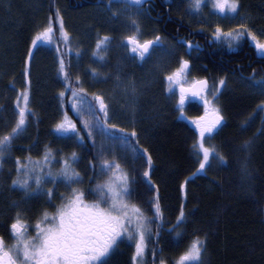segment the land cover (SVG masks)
Segmentation results:
<instances>
[{
  "label": "trees",
  "instance_id": "1",
  "mask_svg": "<svg viewBox=\"0 0 264 264\" xmlns=\"http://www.w3.org/2000/svg\"><path fill=\"white\" fill-rule=\"evenodd\" d=\"M111 1L114 0H42L50 19L55 17L54 10L60 8L86 10ZM239 4L241 7L237 15L245 17L252 30L258 33V39L264 42V0H239ZM190 5L189 0H147L142 5L157 33L178 44L180 51L177 56L189 61L188 74L193 81L185 88H190L195 81L208 82L207 90L201 92V96L186 93L188 103L183 109L165 105L157 123L148 126L141 122L129 130V133L135 130L139 140L136 157L124 163L130 175L135 177L133 187L137 195L131 203L144 209L145 215L152 216L148 201L158 195L163 213L162 220L151 225L152 237L146 240L145 259L147 264H152L155 249L171 260L198 235L201 239L206 238L205 264H264V110H261L264 108V95L245 86L264 81V54L256 49L247 35L233 40L208 31L191 11ZM30 28H25L17 38L19 48L12 52L15 56L13 67L6 62L1 65L4 55L0 52V72L6 70L12 74L7 75L5 80L23 73L25 67L29 71L28 77H23L26 86L16 90V94L28 87L31 113L24 135L13 141L9 164L15 166L16 157L23 159L30 155L34 159L44 152L47 145L62 155L77 152L80 159L76 171L90 170L89 161L94 157V149L87 139L86 130L71 109L72 95L66 91L64 79L58 73L59 65L51 74L43 72L38 75L39 67L49 62L41 54L36 57V51L31 61L25 64ZM180 42H184L182 48ZM189 43L191 49L188 48ZM77 78L91 98L93 93L88 91L90 87L85 82L86 76L76 72L71 64L73 87ZM221 79L225 80V85L210 99V91L219 89ZM44 82L47 83L45 87L42 86ZM196 87L201 86L197 84ZM39 89L41 92H38ZM62 91L65 92L64 98L59 96ZM202 96L210 101L209 108H219L224 117L219 129L205 144L214 146L224 155L226 163L212 160L205 172L198 173L199 160L193 148L197 134L193 121L206 115ZM4 101L0 100V107ZM9 101L5 112L0 109V136L10 132L18 118V113H15L16 118L12 115L14 101L12 98ZM65 113L85 136L83 147L79 146L74 136L64 138L55 131V125L65 119ZM207 118L211 119L210 112ZM245 142H248L247 146ZM143 149L148 150L153 161L151 185L142 175L148 170ZM193 173L196 175L193 176ZM185 178H189L186 193L180 190ZM152 185H155L154 189ZM89 187L87 183L85 189ZM16 199L19 198H13L14 201ZM91 200L92 197H88V201ZM4 203H7V198L1 200L2 211L6 207ZM182 204L186 221L177 229L182 234L177 237L170 229L176 223ZM23 207L31 213L37 210L34 204ZM4 220L1 218L0 223ZM157 224L161 225L159 242L155 235ZM133 254V246L121 242L111 255L109 264H133Z\"/></svg>",
  "mask_w": 264,
  "mask_h": 264
},
{
  "label": "snow or ice",
  "instance_id": "2",
  "mask_svg": "<svg viewBox=\"0 0 264 264\" xmlns=\"http://www.w3.org/2000/svg\"><path fill=\"white\" fill-rule=\"evenodd\" d=\"M145 2L146 0H125V3L136 6H142ZM192 2L195 9L199 10L203 0H192ZM215 7L221 12L224 11L220 0H216ZM240 7L239 0H232L228 10L239 14ZM55 16L59 21L61 39L70 45L71 36L65 30L59 9L56 10ZM129 19L132 34L124 36L122 43L134 54V57L144 61L160 44L161 38L157 35L153 39L142 40L143 33L139 21L134 18ZM234 31L237 38L247 35L254 42L256 49L264 54V42H261L257 35L249 30L247 24H240L238 30ZM216 33H221L219 26L216 28ZM52 34L51 23L38 27L27 50L26 65L34 57L33 50L38 47V42H50ZM226 35L231 36L232 33H226ZM111 40L112 37L108 35L98 36L92 55L103 61L102 53H107ZM188 48H192L190 43ZM57 51L59 52V49ZM77 55L79 56L80 53ZM70 68L71 64L66 65L65 60L61 57L58 73L64 79L66 91L71 92V109L76 112L77 117L80 118L79 122L87 130V139L91 141L93 149L96 148L93 133L98 132L106 141L131 146L133 151H139L137 132L133 130L128 133L124 127H118L116 123L112 122L111 106L106 102L103 94L93 93L89 98V94L79 78L76 80V86L73 87L70 80ZM189 72V61L180 59L178 67L170 71L164 79L170 84L174 82L186 83V76ZM23 75L25 78L28 77L27 67H25ZM90 75L96 83H103L107 79L95 69H91ZM207 83V80H199L195 81L190 88L181 86L179 99L181 107L184 105L187 92H191L193 96H201V92L207 90ZM258 83L264 87V81ZM197 84L201 87L197 88ZM219 84L225 85V80L221 79ZM218 91L217 88L216 92ZM134 93V82H129L125 87V94L134 95ZM59 96L64 98L65 92H60ZM201 98L206 115L197 117L193 121L198 133V140L193 145L199 160L197 172L205 171L212 160H217L221 164L226 163L224 155L214 146H205V141L221 126L224 117L219 108L215 106L209 108L210 101L206 97L202 96ZM29 99L27 89L17 94L15 107L18 118L11 131L0 136V170L3 169L6 156L11 152L14 139L26 128V121L31 113ZM209 112L211 119L207 118ZM85 116L88 119H84ZM55 131L61 133L64 138L71 139L74 136L79 146H84L85 136L81 135L77 124L68 119L66 113L65 119L55 125ZM247 143L245 142V146ZM142 155L146 157L148 167V170L143 171L142 175L151 185L152 157L148 154L147 149H143ZM79 159L80 157L75 151L68 155H62L59 152H54L47 145L41 159L34 160L30 155L23 159L16 157L14 162L15 178L11 180L12 189L24 193L23 203L25 204L32 200L46 198L44 202L49 207L41 209L33 219L28 216L26 209L13 202L12 207L16 211L9 217L6 224L7 238L0 234V264H109L111 255L124 239L134 241L133 264H147L145 259L146 240H150L152 237L150 225L154 221L162 220L163 217L159 196L148 201L152 216L145 215L144 209L131 203L133 197L137 195L133 187L135 177L130 175L125 164L104 144L100 145L93 159L89 161V169L92 172V175L88 177L89 183L91 185L93 181L97 182L93 187L85 189L80 186L84 182V177L74 168ZM55 164H59L60 167L54 171ZM194 175L196 173H193ZM188 179L185 178V182L180 185L182 192L186 193ZM61 184L65 191L58 192V185ZM152 188L154 189L155 185H152ZM88 197H92L91 202L88 201ZM57 201L59 202L57 203ZM185 221L186 216L182 204L180 214L176 217V223L170 231L175 232L177 237H181L182 234L177 229ZM156 228L155 235L159 242L161 225L157 224ZM162 251L161 249L160 252ZM206 251V238L201 239L197 235L190 240L182 252L171 260L161 256L153 249L152 264H157V258H159L158 264H205Z\"/></svg>",
  "mask_w": 264,
  "mask_h": 264
},
{
  "label": "rangeland",
  "instance_id": "3",
  "mask_svg": "<svg viewBox=\"0 0 264 264\" xmlns=\"http://www.w3.org/2000/svg\"><path fill=\"white\" fill-rule=\"evenodd\" d=\"M189 1L191 4V11L198 16L197 19L208 31L216 33L217 26L221 28V33H216L218 36L236 40L237 37L234 30H238V26L242 23L247 24L249 30L256 35L258 34L252 30L245 17H240L236 13H232L228 10L232 0H220L222 6H224L223 12L215 7L216 0H203L199 10L195 9L192 0ZM44 8L45 6L42 0H0V52L1 55H4L2 56L1 65L6 62L9 66L13 67L15 56L12 55V52H14L15 49L18 51L19 45L16 43L17 38H19L25 28L31 27L28 34L30 38L29 42H31V38L35 35L40 25L46 26L51 23L53 26V34L50 37V42H38V47L33 50L34 52L36 51V57L41 54L43 58H46L49 62V64L46 63V65H41L39 67L37 70L38 75L43 72L47 74H49V72L50 74L53 71L55 72L59 65V59L62 57L65 60V64H72L76 72H79L83 77L86 76L87 80H85V82L88 83L90 87L88 91L91 94H103L105 96L106 102L111 106L110 114L113 116L112 122L116 123L118 127H124L129 133L131 128H134L141 122L146 123L148 126L154 122L157 123L165 105L175 106L178 109H183L186 106L188 103L187 98H185L182 107L179 104L180 94L178 93V88L191 85L193 81L191 75L187 74V82L182 84L175 82L170 84L164 79L170 71L178 67L179 60L182 59L177 56L180 47L178 44L167 38H163L157 33L155 25L146 16L141 6L125 3V0H114L103 6L86 10H74V8L67 10L60 8L59 10L64 21L65 30L69 32L71 36L70 45L66 44L61 39L59 21L56 16L54 15V19H50V14L47 12V9ZM55 13L56 10H54V14ZM129 18H134L139 21L143 33L141 37L142 40L153 39L157 35L161 38L160 44L155 47L151 56L144 61H141L138 57H134V54L122 43L124 36L132 34ZM230 32L232 33L231 36L226 35V33ZM104 35L112 37V40L107 53H102V55H104V60L100 61L97 57H94L92 53L95 51L98 36ZM250 41L254 43L251 39ZM179 44H181V48L184 46V42H180ZM185 46L187 47V45ZM58 47H60L59 52L57 51ZM28 48L29 47H27V49ZM77 53H80V55L78 56ZM91 69H95L97 72L101 73L102 77H107L106 81L103 83H96L90 75ZM7 75L12 74L6 70L0 72V100H5L0 107L3 112L9 108L10 98L14 101L15 107L17 97L16 90L26 86V82L23 83V73H20L18 76L14 75L10 77V79L5 80L4 78ZM129 82H134V95L125 94V87ZM32 84H34L33 81ZM45 85H47L46 82L42 84L43 87H45ZM35 86L36 84H34V87ZM245 86L260 95H264V87H262L261 84L247 83ZM220 89L221 85L219 86V90ZM19 92L20 91H17V93ZM38 92H41V90L39 89ZM213 93H215V95H213ZM216 93L217 92L214 90L210 91L209 98L212 99L216 96ZM30 101L31 99H29V108H31ZM15 113H17L16 107L12 113L13 118H16ZM77 118L80 120L79 117ZM84 119H88V117L85 116ZM0 122H2L1 115ZM3 124L5 125V122ZM218 129L219 127L217 130ZM194 130L198 140L195 124ZM24 133L25 132L22 131L19 137H22ZM93 137L96 140L94 156L99 150L100 145L104 144L106 148L114 153L123 163L136 157V153L131 146H123L119 143L106 141L98 132H94ZM205 146L207 145L205 144ZM43 153L37 157L33 155L35 157L34 160L41 159ZM195 154L197 156L196 150ZM9 155L10 153L6 156L3 169L0 170V207L1 200L7 198V203H4L6 207L3 211L0 209V219L4 218L8 221L9 217L14 215L16 209L12 207L13 202L20 204L21 207L25 205L30 206L32 204L36 205L37 210L32 213L28 211L29 209L27 210V208L23 207L27 210L28 216L34 219L41 209L49 207L44 202L46 198L32 200L26 204L23 203L24 193L22 191L13 190L11 187V180L15 178V166L9 164ZM57 159H59V156H57ZM59 167V164H55L53 170H58ZM74 168L76 170V164ZM202 172L205 171H200L198 173ZM80 174L84 177V182L80 186L85 188L87 183H89L88 177L92 175V172L85 169L81 171ZM100 179L102 180L103 178ZM95 182L97 181H93L91 185L89 183L90 187H93ZM48 187H51V185H48ZM63 191H65L64 186L62 184L58 185V192ZM13 198L19 199L14 201ZM58 202L59 201H57V203ZM150 227L152 229L151 225ZM122 242L131 244L134 253V241L124 239Z\"/></svg>",
  "mask_w": 264,
  "mask_h": 264
},
{
  "label": "flooded vegetation",
  "instance_id": "4",
  "mask_svg": "<svg viewBox=\"0 0 264 264\" xmlns=\"http://www.w3.org/2000/svg\"><path fill=\"white\" fill-rule=\"evenodd\" d=\"M6 224L7 220H4L2 223H0V234L5 235V237L7 238V233L5 232Z\"/></svg>",
  "mask_w": 264,
  "mask_h": 264
},
{
  "label": "bare ground",
  "instance_id": "5",
  "mask_svg": "<svg viewBox=\"0 0 264 264\" xmlns=\"http://www.w3.org/2000/svg\"><path fill=\"white\" fill-rule=\"evenodd\" d=\"M49 1V0H48ZM184 7V6H183ZM157 10V9H156ZM53 15V14H52ZM152 17V16H151ZM57 29V28H56ZM197 29V28H196ZM173 39V38H172ZM258 96V95H257ZM262 98V97H261ZM175 122V121H174Z\"/></svg>",
  "mask_w": 264,
  "mask_h": 264
}]
</instances>
